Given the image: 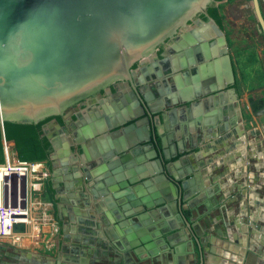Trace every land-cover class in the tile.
Returning a JSON list of instances; mask_svg holds the SVG:
<instances>
[{
  "label": "water",
  "instance_id": "95a60500",
  "mask_svg": "<svg viewBox=\"0 0 264 264\" xmlns=\"http://www.w3.org/2000/svg\"><path fill=\"white\" fill-rule=\"evenodd\" d=\"M211 1L0 0V128L4 153L14 145L13 140L5 139V120L58 115L62 124L56 117L48 121L53 123V132L63 129L72 115L79 117L73 105L96 91L104 90L114 98L108 108L91 117L90 123L79 126L69 137L71 144L64 143L63 147L71 153L73 148L84 163V182H92L93 198L98 200L93 201L95 212L105 206L100 195L114 199L108 220L100 212L92 217L100 220L97 225L113 226L108 237L115 251L133 250L139 257L146 253L154 260L167 253L173 264H179L176 259L184 246L180 243L187 244L193 255L197 247L198 258L194 255L190 264H204L206 247L213 252L210 236L192 223L198 214L183 212L182 201L190 199L193 188L182 169H176V161L183 158L173 159L191 147L188 139L198 129L208 137L215 128L227 133L226 138L241 136L236 118L224 114L226 105L217 106V93L234 82L232 54L224 30L207 17L199 19L198 27L174 36ZM252 4L264 35L260 2L252 0ZM167 38L174 42L155 55L154 47ZM149 58L154 60L145 63ZM136 61L138 65L131 70ZM115 80L124 81L114 84V93L107 86ZM125 81L131 91L120 95L126 88ZM150 82L154 93L148 91ZM100 99L104 98L100 95L98 102ZM213 99L214 106L210 107ZM202 102L205 112L201 114L197 109ZM178 106L182 109L176 119L172 114ZM240 113L244 123L246 117L242 110ZM105 134L111 142L105 143ZM42 135L55 152L59 142L46 125ZM239 144L241 140H234L226 151H237ZM89 145L93 146L91 156ZM76 185V180L70 181L65 189L74 190ZM214 192L225 200V191ZM210 204L206 202L209 210ZM75 221L93 224L81 217ZM30 229V223L23 222L12 227L13 232ZM79 247L72 251L78 252ZM59 257L57 253L55 264H60Z\"/></svg>",
  "mask_w": 264,
  "mask_h": 264
},
{
  "label": "crops",
  "instance_id": "0c3cea01",
  "mask_svg": "<svg viewBox=\"0 0 264 264\" xmlns=\"http://www.w3.org/2000/svg\"><path fill=\"white\" fill-rule=\"evenodd\" d=\"M259 2L264 15V0ZM218 9L222 16L221 27L227 33L229 50L237 60L234 66L242 69L245 83H248L242 90L246 121H237L236 129L241 131L237 139L233 136L226 138L227 133L222 134L217 128L209 137L196 130L194 136L188 139L191 147L173 158H183L182 162L176 161L179 163L176 169H182L193 188L190 199L182 201V209L186 214H198V219H193L192 223L210 236L209 246L213 252L210 253L206 247L204 264H264V35L259 29L252 0H223L218 3ZM126 91L129 92L128 87L123 88L120 95ZM229 91L217 93L224 98H220L224 104H227ZM112 100L108 97L99 106L105 110ZM214 102L210 103V107L214 106ZM181 109L182 106L175 108L172 115L176 119ZM199 109L201 114L205 112L204 103ZM224 114L231 117L228 110ZM91 116L83 117L79 125L90 123ZM57 131L52 133L60 137L58 149L50 157V167L59 170L57 174H50L53 195L50 197L43 185L33 195L35 200L42 202L31 213L40 233L22 236L18 242L0 241V264H55L57 253H60V264H99L96 261L104 264L111 261L114 264H173L172 256L167 253L154 260V256L146 253L139 257L133 250L115 251L108 237L109 228L113 226L97 225L100 220L92 217L94 213L98 217L100 212L108 220L114 199L100 195L99 200L105 206L95 212L92 205L94 200H98L93 198L92 182H84V171L81 170L84 163L74 156L75 153L63 147L64 143L70 145L68 136H60ZM105 136H108L104 139L105 143L112 141L109 134L102 139ZM234 140H241L237 151H226ZM170 146L173 144L170 143ZM92 147L88 146L90 156ZM240 154L241 161L238 158ZM220 173L222 176L218 178ZM74 180L77 181L75 189H65V183ZM215 189L225 191V200L214 192ZM206 202L211 203L210 210L206 208ZM77 217L93 224L79 223L75 221ZM78 244L79 251H72ZM180 244L184 246L176 259L179 264H190L194 255L198 258L196 245L193 255L187 244Z\"/></svg>",
  "mask_w": 264,
  "mask_h": 264
},
{
  "label": "built area",
  "instance_id": "2783aa9c",
  "mask_svg": "<svg viewBox=\"0 0 264 264\" xmlns=\"http://www.w3.org/2000/svg\"><path fill=\"white\" fill-rule=\"evenodd\" d=\"M47 174L43 161L22 160L15 152L4 153V161L0 163V241L40 233L31 213L42 202L33 195L41 189ZM17 222L30 223V232H13V224Z\"/></svg>",
  "mask_w": 264,
  "mask_h": 264
},
{
  "label": "flooded vegetation",
  "instance_id": "af4514ba",
  "mask_svg": "<svg viewBox=\"0 0 264 264\" xmlns=\"http://www.w3.org/2000/svg\"><path fill=\"white\" fill-rule=\"evenodd\" d=\"M223 0H219V1H217L216 3H215V5L216 6H218V3H220V2H222ZM212 2V1H211ZM211 2H209L208 4H207V6H206V8L204 9V11H200V12H198L196 15H194L188 22H187V24L185 25V26H182V27H180V28H178L177 29V31H176V33L174 34V36L176 35V34H179V33H184V32H186V30H188L189 28H192V27H198V22H199V19H203V20H206L207 19V17H212L209 13H208V6H209V4L211 3ZM203 16H205V18H203ZM213 18V17H212ZM217 23V22H216ZM218 24V23H217ZM219 26H220V28H222L221 27V24H218ZM223 29V28H222ZM244 29H245V27H244ZM224 30V29H223ZM241 31H242V35H244V30L243 29H241ZM224 33H225V37H226V40H227V33L225 32V30H224ZM174 42V40H172V38H167V39H165L162 43H160V44H158V45H156L155 47H154V49H153V53H155V55L156 54H158V56H159V54L164 50V48L167 46V45H169V43H173ZM227 43H228V41H227ZM228 51L231 53V51L229 50V47H228ZM232 54V53H231ZM149 60L150 61H145V63L146 62H152L154 59H150L149 58ZM157 61H158V59H156ZM235 60L236 59H234V56L232 55V66H233V71H234V82L232 83V84H230V85H228L225 89H223V90H226V91H229V92H227V93H229V97H228V101H227V104H224L223 103V100H224V98H222V95L220 96H218V102L221 104V105H226V109L228 110V112L234 117V118H236V120L238 121L239 119H241V113H240V110H242V113L244 114V116H246V112H245V100H243V97H242V90L243 89H246L245 87H244V84H245V78H244V74H243V71H242V69L240 70V69H236L235 68ZM237 61V60H236ZM199 63V61L198 62H196L195 64H198ZM142 64V63H141ZM138 65V62L136 61V62H134L132 65H131V67H130V69L132 70V69H135L136 68V66ZM193 66V65H192ZM123 81L124 80H115V81H113V82H111L110 84H108V86L107 87H110V89H111V91L112 92H116L112 87L114 86V84L115 83H118V82H121V83H123ZM126 82V81H125ZM124 84H126V87H128L129 88V91H131V88H130V86L128 85V83L126 82V83H124ZM151 85H152V82H150V83H148V91H150L151 93H154L153 92V89H152V87H151ZM239 86L242 88V89H240L239 88ZM234 91V92H233ZM100 95L104 98V99H100L101 100V102H98L99 100V97H100ZM112 98V95L110 94V93H108V92H106V91H104V90H100V91H96L95 93H93L92 95H90L89 96V99H87V100H81L80 102H77V103H75L73 106H74V109H75V112H77L78 114H79V117H77V116H75V114L74 115H72V119H68V121H66V125L63 127V129H61V128H58V131H59V133H58V131L56 132V133H58V135H60V136H62V135H64V134H66L68 137H67V140L69 141V137H71L72 135H73V133L75 132V130L80 126L79 125V123L81 122V120L82 119H84L83 117H86L87 115L89 116V115H92V116H94V115H97V112H101V111H103L104 109L102 108V107H100L99 106V104L101 105L102 104V101L103 100H105L106 98ZM116 97H118L117 96V94H116ZM220 98H222V99H220ZM96 99H97V101H96ZM114 99V98H113ZM201 97L200 98H197V101L199 102V101H201ZM213 100H215V99H213ZM212 100V101H213ZM202 103H204L205 104V102H202ZM88 104H91V106H89V109H87V112H86V110H85V107L86 106H88ZM93 106V107H92ZM185 107V106H184ZM84 109V115L83 114H81V112H80V110H83ZM225 109V110H226ZM210 110V109H209ZM74 112V113H75ZM224 112V111H223ZM73 114V113H72ZM91 116V117H92ZM53 118H55V117H53ZM53 118H51V119H53ZM57 118V117H56ZM50 119V120H51ZM58 119V118H57ZM50 120H48V121H50ZM59 120V122L62 124V121L60 120V119H58ZM48 121L46 122V123H48ZM44 124V126L46 125V130L52 135V137L54 138V140L55 141H58L59 139H60V137H55L54 135H53V133L51 132V128L53 127V123H48V124ZM43 126V127H44ZM237 126H238V122H237ZM43 129V128H42ZM198 131H199V129H198ZM201 132V131H200ZM206 134V133H205ZM69 143L71 144V142L69 141ZM74 149L72 148V152H74L73 151ZM54 153L55 152H52V150H51V153H50V155H49V163H47V162H45V161H43V163H44V167H45V169L47 170V172H48V174H47V176L44 178V180H43V186H44V188H45V185H46V183L47 182H49V184H50V187H51V189L53 188V184L52 183H50V174H52L53 173V170L54 169H52L51 167H50V157L51 156H54ZM75 153V152H74ZM75 157H77L80 161H82V159L80 158V156H78L76 153H75V155H74ZM78 164V163H77ZM91 187H92V185H91ZM92 192V191H91ZM52 195H53V190H52ZM92 250H91V252H90V254H91V256H93V254H92ZM74 261H76L77 262V259H75ZM95 263H99V264H104V262H95ZM106 264H114V261H111L110 263H106Z\"/></svg>",
  "mask_w": 264,
  "mask_h": 264
},
{
  "label": "trees",
  "instance_id": "16d2710c",
  "mask_svg": "<svg viewBox=\"0 0 264 264\" xmlns=\"http://www.w3.org/2000/svg\"><path fill=\"white\" fill-rule=\"evenodd\" d=\"M212 0L208 6V13L218 23L222 24V16ZM205 18V16H203ZM53 117L61 120L60 116L49 115L38 120H5L3 122L4 136L7 141H14L13 149L16 156L22 160L45 161L49 163V155L52 150L50 141L42 135L44 124ZM4 161V142L0 128V163ZM46 192L52 197V189L49 182L45 185Z\"/></svg>",
  "mask_w": 264,
  "mask_h": 264
},
{
  "label": "bare ground",
  "instance_id": "6f19581e",
  "mask_svg": "<svg viewBox=\"0 0 264 264\" xmlns=\"http://www.w3.org/2000/svg\"><path fill=\"white\" fill-rule=\"evenodd\" d=\"M20 239H21L20 236H14V241H15V242H18Z\"/></svg>",
  "mask_w": 264,
  "mask_h": 264
},
{
  "label": "rangeland",
  "instance_id": "374dc122",
  "mask_svg": "<svg viewBox=\"0 0 264 264\" xmlns=\"http://www.w3.org/2000/svg\"><path fill=\"white\" fill-rule=\"evenodd\" d=\"M14 152H15L14 149H13V150H10V153H11V154L14 153ZM35 196H36V195H35ZM35 196H34V197H35ZM42 199L45 200L44 197H42Z\"/></svg>",
  "mask_w": 264,
  "mask_h": 264
}]
</instances>
